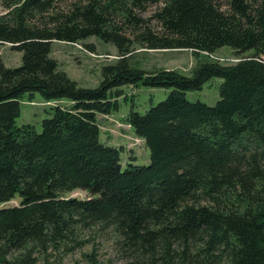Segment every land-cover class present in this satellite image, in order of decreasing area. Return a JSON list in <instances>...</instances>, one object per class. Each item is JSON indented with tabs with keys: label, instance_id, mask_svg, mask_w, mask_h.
Instances as JSON below:
<instances>
[{
	"label": "trees",
	"instance_id": "trees-1",
	"mask_svg": "<svg viewBox=\"0 0 264 264\" xmlns=\"http://www.w3.org/2000/svg\"><path fill=\"white\" fill-rule=\"evenodd\" d=\"M151 3L159 4L157 29L139 15ZM2 5L0 43L22 56L18 66L0 58V205L19 199L0 206V264H34L35 247L95 227L111 228L149 264H264V0ZM91 36L114 44L119 58L101 67L98 85L85 87L58 68L51 43ZM136 44L194 56L228 46L239 61L205 58L189 75L145 70L128 61ZM213 77L222 79L215 104L186 98ZM124 85L171 89L125 116L148 148L146 165L131 155L122 163L124 147L100 138L97 116L120 110ZM34 93L67 101L50 107L40 131L16 124L21 100ZM75 189L88 196H63ZM174 244L182 247L176 259Z\"/></svg>",
	"mask_w": 264,
	"mask_h": 264
},
{
	"label": "rangeland",
	"instance_id": "rangeland-1",
	"mask_svg": "<svg viewBox=\"0 0 264 264\" xmlns=\"http://www.w3.org/2000/svg\"><path fill=\"white\" fill-rule=\"evenodd\" d=\"M159 4L151 3L139 15L149 27L157 29V23L153 20V12ZM5 12L0 0V15ZM131 36L127 32V36ZM90 44L91 48L86 47ZM128 61L131 65L152 70L156 68L175 69L182 74L189 75L199 60H214L221 64L232 65L237 63L231 48L223 46L213 54H200L194 56L187 49H150L142 45H134ZM22 52L12 50L7 43H0V58L6 66H18L21 64ZM51 56L56 59L58 68L77 81L80 86L94 87L102 79L101 67L118 60V51L114 44L103 42L98 37L91 36L77 44L53 41L51 43ZM222 79L213 77L207 80L201 90L186 91L189 101H201L213 105L219 98V85ZM123 92L119 96L120 110L107 115L97 116L101 133L100 138L110 146L124 147L121 152V162L125 164L129 156H133L135 163L146 165L149 163V151L142 138L134 134L132 128L125 120L131 105L133 109L143 113L151 106L163 100L171 89L150 86L124 85L120 87ZM126 98H124V97ZM21 113L16 120L17 125L25 123L33 124L36 130H41V121L50 116V107L64 101L46 102L38 93H34L32 100L25 96L21 100ZM65 198L75 197L84 199L87 192L75 189L63 194ZM18 198L7 201L0 206L10 207L17 205ZM75 237L68 241L54 243L47 248L35 247L32 257L34 264H149L142 262L132 248L125 247L121 239L111 228L95 227L93 229H81L74 233ZM182 247L172 246L173 256L178 258ZM19 253V252H17ZM24 253V252H20Z\"/></svg>",
	"mask_w": 264,
	"mask_h": 264
},
{
	"label": "built area",
	"instance_id": "built-area-1",
	"mask_svg": "<svg viewBox=\"0 0 264 264\" xmlns=\"http://www.w3.org/2000/svg\"><path fill=\"white\" fill-rule=\"evenodd\" d=\"M74 44H77V43H74ZM234 61H239V58H237V59H234ZM130 126V125H129Z\"/></svg>",
	"mask_w": 264,
	"mask_h": 264
},
{
	"label": "crops",
	"instance_id": "crops-1",
	"mask_svg": "<svg viewBox=\"0 0 264 264\" xmlns=\"http://www.w3.org/2000/svg\"><path fill=\"white\" fill-rule=\"evenodd\" d=\"M60 42H62V41H60ZM62 101H64V100H62ZM64 102H67V101H64ZM99 115H103V114H99ZM99 115H98V116H99Z\"/></svg>",
	"mask_w": 264,
	"mask_h": 264
}]
</instances>
